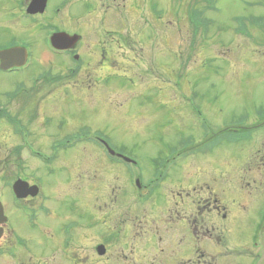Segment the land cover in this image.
<instances>
[{"label": "rangeland", "instance_id": "1", "mask_svg": "<svg viewBox=\"0 0 264 264\" xmlns=\"http://www.w3.org/2000/svg\"><path fill=\"white\" fill-rule=\"evenodd\" d=\"M0 1V26L4 25L0 30V43L13 38H33L30 69L22 73L0 72V194L11 216L3 241L8 244L18 236L28 241L25 247H18L17 258H0V264H57L55 253L62 248L64 225L70 220L81 224L76 229L78 240L74 239L72 251L79 254L82 250L84 255L80 253L77 259L73 254L68 264L108 263V260H98L96 246L102 242L106 243L108 258L115 250L118 255L115 254V258L120 260L118 264H152L157 252L147 253L154 250L159 251L154 264H183L170 252L166 245L168 240L158 242L155 248L156 230L166 227L159 226L169 213L164 206L169 202L173 204L171 198L178 196L181 172L171 173L169 180L175 179L156 189L160 210L155 211L149 207L151 201L133 200L125 169L108 160L106 150L83 140L84 136L83 142L68 150H56L55 145L62 139L77 138L72 136L73 132L78 136L87 129L100 133L102 130L113 142L114 150L130 152L142 159L143 179L149 187L157 176L150 179L158 166V158L165 157L172 149L182 148L186 135L198 137L196 141L200 142L216 135L220 131V127L215 128L218 124L232 120L229 114L235 116L233 120H238L240 112H249L264 104L261 100L264 96V32L254 29L257 25H253L250 35H234L233 30L238 26L236 16H264L262 5L257 3L250 7L247 4L260 0H217L218 8L206 15L215 19L210 32L209 25H199L196 18L191 25L187 22V18L192 19L194 10L198 13V0H148V3L144 0H50L47 14L35 26L20 19L17 0ZM200 1L204 3L200 8L205 9L207 1ZM104 7H108V11ZM58 9L62 11L60 17L53 14ZM47 22L58 23L62 30L82 35L83 40L75 44V50L82 56L78 62L80 71L69 73L63 63L73 65V62L60 61L62 57L48 50L49 30L43 29ZM114 29H124L119 37H125L126 44L134 47L135 61H130L132 54L127 46L121 64L116 59L100 57L99 41ZM208 32V39L203 41ZM108 51L116 54L111 47ZM101 63L109 67L110 74L98 69ZM119 65L120 75L127 74L124 78L132 79L134 84L121 87L119 82L106 83L118 76L114 69ZM64 70L66 73L62 72ZM247 71L250 75L241 78ZM46 74L54 76V82H46L43 78ZM18 82L23 85L20 95L11 98ZM194 101L197 104H193ZM188 103L191 108L201 107L207 124L215 126L213 132L205 133L200 128L199 118L189 111ZM5 115H17V135ZM74 116L75 120L71 119ZM19 125L26 133L25 142L21 139L23 131ZM195 145L194 142L192 146ZM227 149L229 154L232 152L230 155L224 153ZM32 150L36 155L40 152L44 163L34 158ZM53 151L56 157L50 162L48 157ZM217 154V158L224 155L218 159L221 163L218 168L215 166L217 171L230 166L225 161L232 157L230 147H222ZM211 155L213 153L183 162V166L195 169L187 177L193 179L198 164L213 159ZM178 166L181 169V165ZM18 176L40 186L38 196L30 200L36 211L26 205L32 214L23 207L15 209L11 205L4 180ZM83 206L93 210L89 208L95 216L94 226L90 225L92 215ZM71 207L77 209L73 215L68 214ZM46 209L50 215L45 214ZM131 209L133 211L129 212ZM143 214L149 221L144 233L141 227H135V221ZM125 219L129 220L127 224L123 223ZM130 230L140 231L143 243L131 245L137 253L124 256L122 246H130L126 237ZM162 248L168 252H161ZM230 260L244 261L236 255Z\"/></svg>", "mask_w": 264, "mask_h": 264}, {"label": "flooded vegetation", "instance_id": "2", "mask_svg": "<svg viewBox=\"0 0 264 264\" xmlns=\"http://www.w3.org/2000/svg\"><path fill=\"white\" fill-rule=\"evenodd\" d=\"M23 18H26L32 25L36 24V14H33L30 17H25L23 14ZM1 27L4 28V25L0 26V30ZM0 47H2V45ZM105 54L106 51H103L101 53V57H104ZM193 176V179L187 176L185 177H187L188 179L184 176L179 178L178 181L180 183V188L177 194L180 197V203L184 204L187 198L189 200V204L174 208L175 210H179V213L177 214L178 218L176 221L181 224L182 228V237L180 243L183 244V253L193 256V258H188L189 264H198V239H214L215 236L218 237V235H220L216 233V228L218 227V225L229 227L227 228L228 233H231L236 228L235 224L237 222L234 215L229 210L224 208L231 206L218 203L219 199L218 197H216V195H210L209 198H206L205 200L209 203L202 204L204 200V198L202 197V193L207 192L208 195L209 193L212 194L213 192L211 190V186L207 184H205V186H198V174H194ZM248 179L249 181L244 184L245 188L243 186V189H245L243 191V194L246 196V200L240 206H238L243 207L246 212H248V218L246 221L247 224L244 225V237L246 240L244 248L247 255V260L251 262V264H264V224L259 234L258 247L253 250L251 249V237L255 225L253 226L252 224H250L252 223L253 217L255 216L256 207H262V204L259 203H264V162L263 169L253 174V176H249ZM214 182L218 185V188L219 186H221L219 184L220 182H218L216 178H214ZM198 207H206V209L202 213H206V215L208 216V219L206 221L205 219H202L200 222H198ZM257 215L258 211L256 213L257 220L255 221V223L258 222ZM172 217L173 216H169L166 221H171ZM221 237L225 238L224 235H221ZM84 259H86V257H84ZM223 261H225V263H228L224 259Z\"/></svg>", "mask_w": 264, "mask_h": 264}]
</instances>
